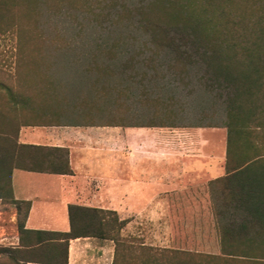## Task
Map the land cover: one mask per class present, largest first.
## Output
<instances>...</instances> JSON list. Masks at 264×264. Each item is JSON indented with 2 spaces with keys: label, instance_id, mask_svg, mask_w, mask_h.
Listing matches in <instances>:
<instances>
[{
  "label": "trees",
  "instance_id": "1",
  "mask_svg": "<svg viewBox=\"0 0 264 264\" xmlns=\"http://www.w3.org/2000/svg\"><path fill=\"white\" fill-rule=\"evenodd\" d=\"M49 1L35 0L36 27L28 36L38 42L31 49L33 68L48 58L45 73L35 74L24 91L0 83V201L15 206L19 233V244L0 247V256L11 264H68L70 241L95 237L115 242L118 264L127 220L116 211L69 205L68 232L28 230L31 203L14 198L12 174H73L67 149L21 144L22 126L76 120L72 111L85 99L81 89L101 106L131 100L140 88L145 122L137 117L134 123L99 125L227 131L226 175L211 183L220 255H199L194 264H264V0H85L82 7ZM73 12L92 22L88 45L78 40L89 26L69 34L40 25L41 17L61 21ZM21 39L22 32L19 51ZM65 69L77 70L70 84L60 78ZM77 78L84 88L74 87ZM195 89L200 117L187 120L190 102L178 95ZM134 258L128 264H136Z\"/></svg>",
  "mask_w": 264,
  "mask_h": 264
},
{
  "label": "crops",
  "instance_id": "2",
  "mask_svg": "<svg viewBox=\"0 0 264 264\" xmlns=\"http://www.w3.org/2000/svg\"><path fill=\"white\" fill-rule=\"evenodd\" d=\"M19 142L67 149L73 170L71 175L13 171L14 198L31 203L26 229L68 232V207L77 205L116 211L127 220L118 264L132 263L133 257L136 264H194L199 255H220L219 236L217 245L198 250L202 239L194 229L199 210L211 208V183L226 175L225 128L52 123L22 126ZM145 218L156 226L147 238L137 232ZM9 221L16 224V211ZM5 223L0 211L2 241L8 239ZM13 238L17 246V227ZM115 251L112 240L73 239L68 264H113Z\"/></svg>",
  "mask_w": 264,
  "mask_h": 264
},
{
  "label": "rangeland",
  "instance_id": "3",
  "mask_svg": "<svg viewBox=\"0 0 264 264\" xmlns=\"http://www.w3.org/2000/svg\"><path fill=\"white\" fill-rule=\"evenodd\" d=\"M2 1V5L0 6V83L9 86L13 90L16 91H24L28 90L31 86V82L29 81L35 74L43 75L45 73V65L48 62V58H43L40 60V66L38 70L33 68L31 64L32 57H35V54H32L31 49L38 42L32 41L28 38L29 32H32L36 27V21L34 17V12L32 11V6L35 0H0ZM59 1H64L69 4V2L73 6L82 7L85 3V0H51L49 3L51 5H55ZM69 1V2H68ZM122 1V0H120ZM127 1V0H123ZM137 1V0H134ZM76 15V16H75ZM41 27L45 26L48 28H52L57 25L59 29L63 32H67L72 34L73 32H77L81 30V26H89L86 30H83L85 35L84 39L78 42L85 43L88 45L91 40L89 39V35L95 34V32L90 28L92 22L84 19L82 15H79L77 12H73V16L63 18V20L56 19H48L46 17H41L40 19ZM22 32V50H18V41H19V33ZM89 39V40H88ZM41 48V45H38ZM65 63V61H64ZM76 67L75 65H73ZM79 69V67H78ZM64 72L63 76L60 77L61 80L66 81L67 84H70L71 81L69 78L74 77V73L77 72L75 69H65L62 70ZM33 79V78H32ZM78 79V78H77ZM75 81L74 87L79 89L84 88L82 86V80L79 78ZM84 79V78H83ZM69 81V82H68ZM3 90V89H0ZM68 90L65 89L64 95L68 97ZM195 89V92L186 96L184 93L180 92L178 96H181L190 103H187L184 107L185 114L184 118L187 120H194L199 118L198 115V107L195 105L197 100V95L199 94V90ZM78 94L82 96L85 95L84 102L77 101L79 103L78 110L72 111V113L76 114V120H66L67 123H87L91 122L93 124H129L134 123L137 120V117L141 120V122H145L143 116L147 114V110L143 108L139 104V98H141V89H137L134 91V95L131 100L126 102L118 101L116 104L105 103L100 106L101 102L99 100H94L88 95V90L81 89L80 92L77 91ZM138 99V100H137ZM192 102V103H191ZM66 103H62V106H66ZM103 108L100 111V108ZM98 108V109H97ZM84 117L85 121L80 119V117ZM210 118V117H208ZM219 118H217L218 120ZM124 120V121H123ZM216 120V118H214ZM218 185H214L213 188H217ZM212 188V189H213ZM0 211L5 217L7 227H8V239L2 241L0 239V247L12 248L15 239L13 238V233L16 231V224L11 226L9 221L10 215L13 211H16L15 206L11 204V202L7 199L0 201ZM201 220H197L195 224L194 232L197 235H200L202 240H197L196 249L202 250L203 248H211V244L217 245L218 240V231L216 227V218L214 216L212 199H211V208L199 210ZM139 229L137 232L142 231V234L147 238L148 236L154 234L156 231V226L154 222L150 219H143L142 225H138ZM123 235L121 231V236ZM123 237V236H122ZM200 245H203V248H200ZM202 247V246H201ZM222 261H218L221 264ZM0 264H11V261L7 257V255L3 254L0 256Z\"/></svg>",
  "mask_w": 264,
  "mask_h": 264
}]
</instances>
